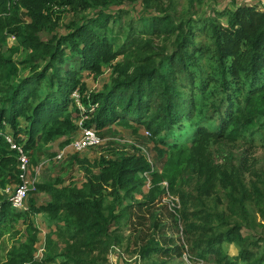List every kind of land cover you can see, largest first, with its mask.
Wrapping results in <instances>:
<instances>
[{
	"label": "trees",
	"instance_id": "1",
	"mask_svg": "<svg viewBox=\"0 0 264 264\" xmlns=\"http://www.w3.org/2000/svg\"><path fill=\"white\" fill-rule=\"evenodd\" d=\"M135 1L0 0V90L4 92L0 108V230L6 228L9 217L28 211H15L2 192L9 185L5 170L14 163L18 173L21 171L17 154L2 133L4 123L12 129L15 140L26 141L23 146L29 149L32 138H44L47 143L78 129L73 113L76 107L77 112L89 115L83 121L86 127L96 130L119 120L136 132L134 124L143 125L148 129L145 134L167 149L158 148L161 155L166 154L162 172L151 169L145 155L133 154L120 160L102 157V169L96 175L84 167L87 158L74 154L71 160L85 168V182L61 187L35 184L36 192L45 189L51 197L39 210L53 213L52 218L64 222L61 229L67 230L68 243L74 241L68 246L64 264H99V259L106 260L103 252L112 241L110 229L119 217L116 211L127 199L130 204L124 209L130 224L141 226L136 233L143 259L153 255L183 257L187 245L192 257L199 260L218 254L223 264H264V255L256 256L246 247L254 241L242 234L243 221L203 209L204 198L216 192L213 184L219 179L224 182L231 211L250 223L247 196L251 195L243 182L237 175L228 180L230 171L221 170L222 165L214 161L210 151L202 153L209 157L199 164L192 163L188 153V143L198 146L247 138L249 142L264 141V12L251 5L234 4L224 10L226 22L218 24L211 15L195 20L194 11L179 13L173 0L168 3L169 9L162 7L164 0H141L140 16H130L116 27L114 24L124 20L126 12L119 9L111 14L106 9ZM68 7L97 12L71 20L65 26L66 34L50 40L41 38L39 32L52 22V12ZM21 12L30 21L23 20ZM10 35L17 38L18 46L8 44ZM19 49L30 50L36 59L44 56L45 66L14 89L19 64L27 62L16 61ZM106 65H113L115 76L102 91L89 92L82 74L101 73ZM27 87L32 88L30 96L26 94ZM90 104L96 106L90 109L92 113L86 109ZM19 117L32 121L29 137L20 136L23 132ZM71 142L66 139L63 146ZM187 162L192 165V173L203 178V183L196 182L193 188L196 195L175 187L176 174L182 173ZM169 167L172 174L167 172ZM18 173L13 185L20 182ZM146 174L152 184L148 193L143 190ZM164 180H168L173 194L176 191L184 199L183 209H177L179 215L162 204ZM109 196L111 202L107 203ZM261 212L264 215L262 207ZM166 219H171L170 226H175L176 232L183 227L187 244L166 237ZM149 220L153 235L144 232ZM31 238L1 264H37L33 261L35 240ZM225 243L236 245L238 254L226 252ZM54 247V242L49 241L46 262L55 260Z\"/></svg>",
	"mask_w": 264,
	"mask_h": 264
},
{
	"label": "rangeland",
	"instance_id": "2",
	"mask_svg": "<svg viewBox=\"0 0 264 264\" xmlns=\"http://www.w3.org/2000/svg\"><path fill=\"white\" fill-rule=\"evenodd\" d=\"M15 1L16 0H11L12 3H15ZM169 1L170 0H164L162 7L169 9ZM173 1L177 4L176 7L178 8L179 13L182 11H194L196 12L194 16L195 20H200L202 17H208L207 15H211V17L216 18V23L218 24L226 22L224 10H227L228 7H234V4H243V0H240V3H237V0H202L201 4H191L189 0ZM119 9H123L126 12V15L124 16V20L118 21L117 24H114L116 27L123 24L124 21L130 18V16L135 18L139 17V14L142 11V3L141 0H137L133 3L125 2L122 6L113 5L112 7L106 9V11L114 14L118 13L117 11ZM96 12V10L89 8L81 11V9H77L75 7H68L63 10H54L52 12V22H48L46 30L40 31L39 36L43 39L50 40L55 38L57 35L66 34L67 29L65 26L71 20H80L82 16H94ZM21 14L22 15L20 17L23 20L30 21L29 16L24 15V12H21ZM8 44L14 47L18 46L17 38L10 35L8 37ZM15 59L16 61H21L20 59H22L27 62L19 64V71L17 72L16 81H14V89L18 85H22L25 79L32 76L36 69L38 70L39 68H43L45 66L44 56L36 59L34 56H31L30 50L26 51L24 49H19L18 53L15 55ZM2 76L3 72L0 74V79ZM82 76L83 81L87 83L89 92H100L103 90L105 85L110 83V80H112L115 76V71L113 65H106L101 73L91 74L88 71H85ZM5 87H7V85H5ZM14 89L11 91L10 95L13 94ZM25 91L29 96L32 94V88L27 87ZM3 97L4 92L0 90V108L2 107ZM88 98V100H91V95H89ZM80 104H82L83 107V103L80 102ZM24 106L26 107V101L24 102ZM95 107V105L90 104L86 109L92 113L93 110L90 109H94ZM73 113L76 119V124L81 119L87 120L89 118V115L85 116L83 115V112H77L76 107L73 108ZM19 119H21L19 125L22 126L23 132L20 136L24 137L23 135L25 134L29 137L31 131L30 125L32 121L25 120L27 119L25 117H19ZM4 124L7 125L6 123ZM128 125L130 126V124L115 120L109 122L104 128H97L96 131L101 138V143L81 152H74L70 147L71 144L65 147L63 146L66 139L73 142L79 137V129L47 143L44 142V138H37L35 141L32 138V142L30 143L31 147L27 149L30 157L27 179L30 181L31 187L36 183H40L39 185H47L49 183L58 187L70 182L76 183L77 186L81 185L86 181V171L84 167L89 168L97 175V173H99L102 169V166L100 165L102 157L120 160L123 158H130V155L133 154H143L150 161L151 169L162 172L165 169L166 154L161 155L158 152V148L163 150H166L167 148L161 143H157L153 136H147L145 132L148 129L145 126L134 124L137 125V130L136 132H133V129ZM91 128L95 129V127ZM6 129L11 132L10 129ZM184 137H186V135ZM25 142L26 141L21 144L24 145ZM188 147L191 149L188 153L192 156V163L199 164L200 161L205 159V157H209L207 155H202V153L204 152L207 154V152L210 151L214 161H216L218 165H222L220 166V169L224 170L227 168L230 171L231 175H227L228 180H233L235 175H237L243 182L246 190H248L251 195L247 196V198H249L248 208L252 219L250 223L244 221L241 217H237L231 211L229 205L230 201L227 200L226 190L223 189L224 182L219 179H217L213 184L216 188V192L212 193L213 195L211 194L210 196L204 198L205 202L203 209L204 211H207L208 208L212 212L221 214L227 219H238L243 221L244 226L241 230L242 234L254 241L253 244H249L246 247H248L250 251L256 252V256L264 255V215L261 212V207L264 208V141L257 140L255 142H249V139L247 138L237 141L222 140L220 142H205L198 146L188 143ZM6 152L8 153L7 156L10 157V152ZM74 154L79 155L80 158H87L88 162L83 168L81 167L80 162H74V160H71V155ZM13 158L15 157L13 156ZM191 170L192 165L187 162L182 173L176 174L175 187L176 189L183 190L184 193L189 191L192 195H196V191L193 190V188L196 182L203 183V178L198 174H193ZM5 172L6 184H14V182L18 181V170L14 166V163L11 164ZM167 172L170 174L173 173L171 167L167 169ZM18 174L21 181V171ZM146 176L147 180L145 186H143V190L145 193H148L152 184L151 177L147 174ZM164 181H166L169 185L168 180ZM148 182H150V185H148ZM161 184L164 186L163 183ZM169 191L172 195L177 196L180 202H182L181 205H183L184 199H182L176 191H174L176 195L173 194L171 192L170 185ZM122 195L126 196V193H122ZM139 196L137 195V197ZM110 199L111 197L109 196L108 199H106V202L110 203ZM50 200V194L45 189H41L38 192L33 189L31 193H29L26 209L28 210L27 213L14 215L13 217H9V219L5 220L6 228L4 230H0V233L3 230L0 236V264L9 257L10 253L15 248H21L22 245L28 242L31 237V239L35 240V251L33 252L34 263L64 264L63 262L67 259L66 252L68 246L69 244H74V241L70 240L68 243L67 240H69V236L66 233L67 230L61 229L62 226L65 225L64 222L52 218L51 216L53 213L50 214L44 209L39 210L41 206L50 202ZM167 201V198L162 199V204ZM128 204H130V199H127L124 203L120 204L116 211L119 217L117 219V223L110 229L112 241L108 250L103 252V254L106 255V260L99 259V264H151L153 261H158L162 264H223L219 260L221 256L218 254H211L207 260L195 259L192 255L190 257L188 254L184 257L172 255L170 258L166 256H163L162 258L159 256L157 258L156 255H153L150 258L143 259L138 251L137 246L139 241L138 234L136 233L138 228L141 226L130 224L127 211L124 209V207ZM157 208L159 210L161 205L159 204ZM181 208L183 209L182 206ZM171 222V219L165 220V225L168 223V226H166V237L176 238L180 243V241H182V236L175 231V226L172 224L170 226ZM146 224H148V226H144L146 228V230L144 229V232L148 231L153 235V228H151V225L149 226L150 220ZM1 227L4 228V222ZM30 227L32 229H30ZM49 241H52L55 244V247L53 248L55 251V260L46 262L45 255L49 246ZM190 243L191 240L188 241V244ZM224 248L226 252L230 253V255H236L239 252L237 246L234 244L225 243Z\"/></svg>",
	"mask_w": 264,
	"mask_h": 264
},
{
	"label": "built area",
	"instance_id": "3",
	"mask_svg": "<svg viewBox=\"0 0 264 264\" xmlns=\"http://www.w3.org/2000/svg\"><path fill=\"white\" fill-rule=\"evenodd\" d=\"M237 3H240V0H237ZM243 4L254 6L257 8V10L264 12V0H243ZM74 96L77 98V101L79 103V94L75 92ZM84 120L85 119H81L77 123L78 129L80 131L79 137L75 141L70 143V147L74 152L85 151V149L95 147L101 143V138L97 134V131L94 128L84 126ZM5 136L10 145V149L14 150L17 154L19 168L21 170V181L16 185H7L2 190V192L10 201L12 207H14L16 210H26L29 193H31L33 189L35 190V184H33V186L31 187L30 181L27 179L30 157L24 147L17 143L11 135L5 134ZM163 184L166 190L164 198L168 199V201L163 202V204L168 205L169 208L174 211L176 215H178V210L181 207V202L177 196H174L170 193L168 183L164 181ZM148 185H150V182H148ZM178 233L182 236V241L187 244L184 239L182 226H180V230L178 231ZM187 254L191 257L190 250L186 245L184 256Z\"/></svg>",
	"mask_w": 264,
	"mask_h": 264
},
{
	"label": "clouds",
	"instance_id": "4",
	"mask_svg": "<svg viewBox=\"0 0 264 264\" xmlns=\"http://www.w3.org/2000/svg\"><path fill=\"white\" fill-rule=\"evenodd\" d=\"M19 1H21V0H16L15 2H19ZM6 126V128H8V129H10L11 130V132H9L6 128H5V132H3L2 131V133L4 134V136H5V134H8V135H11L12 137H13V139L15 140V136H14V133H13V131H12V129L9 127V125H5ZM5 138H6V136H5ZM7 140V139H6ZM16 141V140H15ZM17 142V141H16ZM18 143V142H17ZM20 145H22L21 143H19ZM23 146V145H22ZM24 147V146H23ZM25 149V148H24ZM26 151H27V153H28V150L27 149H25Z\"/></svg>",
	"mask_w": 264,
	"mask_h": 264
}]
</instances>
